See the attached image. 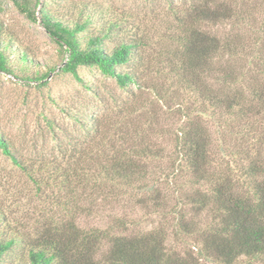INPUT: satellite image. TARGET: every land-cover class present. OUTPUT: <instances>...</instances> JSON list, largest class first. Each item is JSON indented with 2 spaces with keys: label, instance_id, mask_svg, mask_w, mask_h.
<instances>
[{
  "label": "trees",
  "instance_id": "1",
  "mask_svg": "<svg viewBox=\"0 0 264 264\" xmlns=\"http://www.w3.org/2000/svg\"><path fill=\"white\" fill-rule=\"evenodd\" d=\"M38 1L14 0L39 16L66 55L58 71L91 100L60 107L70 128L41 113L37 130L52 139H30L27 158L0 128L1 153L46 203L30 225L0 210V264H264V0H182L157 57L116 9L71 19ZM55 68L0 22V74L42 91ZM135 208L163 222L142 229ZM82 216L107 221L82 226Z\"/></svg>",
  "mask_w": 264,
  "mask_h": 264
},
{
  "label": "rangeland",
  "instance_id": "2",
  "mask_svg": "<svg viewBox=\"0 0 264 264\" xmlns=\"http://www.w3.org/2000/svg\"><path fill=\"white\" fill-rule=\"evenodd\" d=\"M43 1L39 0L38 3ZM47 2L51 10H60L65 15L71 14V19H75L77 12L84 7L91 10L92 8L99 9L104 13L116 9L126 14L133 25H138L148 37H151L149 52L151 56L157 57L156 51L159 48H168L167 46L170 45L168 42L156 41L166 31L164 23L166 16L168 17L171 13V6L175 9V6L180 5L182 0H48ZM33 8L38 16V6L33 5ZM0 22L18 45L25 47L34 55L35 62L41 68L56 66L55 70L49 74V84L42 91L35 83L0 74V128L16 141L20 154L23 158H27L32 153L29 147L30 139L40 141L52 139L49 132L37 130V123L40 121V125L43 124L41 113L55 118L57 124L70 128V122L60 107L82 109L83 106H90L91 99L89 94L86 95L84 88L66 74L58 71L66 55H62L63 52L47 34L39 16L36 21H32L19 11L14 0H0ZM82 72L86 80L97 84H112L97 70L85 69ZM47 92H50L57 99L56 103L61 105L47 98ZM55 128L63 136L61 132L63 129L60 131L61 126L60 128L55 126ZM44 202L45 197L39 198L34 195L30 181L26 180L24 174L12 165L0 151V210L4 211L6 217L13 220L24 219L30 221V225L32 219L29 216L35 210L39 215L40 209L46 204ZM127 211L142 229H149L163 222L157 214L150 215L147 208L128 209ZM95 218L82 216L80 223L82 226L93 224L104 226L106 224V219ZM166 244L169 248L182 250L179 240L171 235Z\"/></svg>",
  "mask_w": 264,
  "mask_h": 264
}]
</instances>
